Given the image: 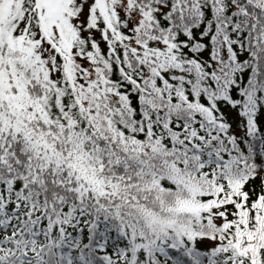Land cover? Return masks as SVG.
<instances>
[{"label":"snow or ice","instance_id":"obj_1","mask_svg":"<svg viewBox=\"0 0 264 264\" xmlns=\"http://www.w3.org/2000/svg\"><path fill=\"white\" fill-rule=\"evenodd\" d=\"M0 264H264V0H0Z\"/></svg>","mask_w":264,"mask_h":264}]
</instances>
